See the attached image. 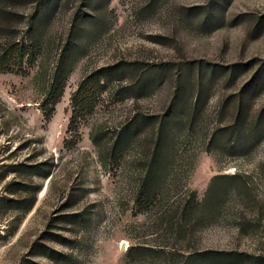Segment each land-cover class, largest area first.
<instances>
[{"label": "rangeland", "instance_id": "1", "mask_svg": "<svg viewBox=\"0 0 264 264\" xmlns=\"http://www.w3.org/2000/svg\"><path fill=\"white\" fill-rule=\"evenodd\" d=\"M37 1L0 0V51L30 41ZM44 17L32 63L0 70V264H264V0H46Z\"/></svg>", "mask_w": 264, "mask_h": 264}, {"label": "trees", "instance_id": "2", "mask_svg": "<svg viewBox=\"0 0 264 264\" xmlns=\"http://www.w3.org/2000/svg\"><path fill=\"white\" fill-rule=\"evenodd\" d=\"M46 0H38L37 1V12L35 13V22L40 21L39 27H35V30L33 28L32 37L29 39L30 41L27 42H19V41H10L5 42L1 46L0 51V70H3L5 68H9L11 60H15V58H24V56L29 59V61L32 63L34 58L36 57L37 53L40 50L41 46V40H40V32L42 28L45 25V22L48 20V17L41 18L42 16V9L45 5ZM1 13L5 14L7 11H4L3 9L0 10ZM37 28V29H36ZM30 33V32H29ZM127 67L130 68V70H137L139 69L134 62H130L126 64ZM126 69V68H125ZM124 69V70H125ZM67 68L66 65L63 63L62 58L59 60L57 67L55 69V72L53 74V83H52V95H53V101H56L57 98L61 95V88L63 81L65 79V76L67 74ZM118 70V69H117ZM117 70H109L104 69L103 72H101V76L103 73H109ZM145 75L144 73H141L138 78L125 87L124 89L127 92L131 91H139L141 88H144L147 86V82L145 81ZM100 77V75H99ZM57 90V92H56ZM166 116L168 117V113L164 116L162 115V119L159 121V125L157 127V135L156 140L153 146V150L151 153V159L147 164V169L145 171V175L142 179V184L139 190V201L145 205L149 200V194L152 191V187H154L156 179L155 176L158 174V170L160 168V160L163 157V145L166 138V132H165V120ZM147 119V117H138V115L134 116V118L125 126L123 131L120 132V136H125L130 131L133 133L137 132L140 126L142 125L143 121L142 119ZM240 129H237L235 125H229L227 127H222L221 129H218L217 131H228L229 133L233 134L236 133V136L233 140L235 142L238 141L240 138ZM231 151L235 152L234 150H238L239 144H232L230 146ZM45 176L48 175V172L44 174ZM216 178V177H215ZM218 178V177H217ZM221 178V176H219ZM190 260H197L200 262V264H233L237 261L241 262L242 260H246L247 256L246 254L237 253V252H224V251H201L199 253H196L194 256H190Z\"/></svg>", "mask_w": 264, "mask_h": 264}]
</instances>
